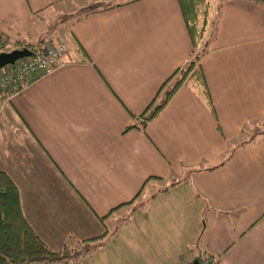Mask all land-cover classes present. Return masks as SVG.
<instances>
[{
  "label": "crops",
  "instance_id": "crops-1",
  "mask_svg": "<svg viewBox=\"0 0 264 264\" xmlns=\"http://www.w3.org/2000/svg\"><path fill=\"white\" fill-rule=\"evenodd\" d=\"M66 1L0 0V22ZM209 1L200 65L215 115L182 83L143 130L125 129L191 54L177 0L78 15L59 64L4 103L0 169L51 249L102 239L104 218L127 207L82 264H190L202 252L264 264V4Z\"/></svg>",
  "mask_w": 264,
  "mask_h": 264
},
{
  "label": "trees",
  "instance_id": "trees-1",
  "mask_svg": "<svg viewBox=\"0 0 264 264\" xmlns=\"http://www.w3.org/2000/svg\"><path fill=\"white\" fill-rule=\"evenodd\" d=\"M133 0H91L83 7L80 15L88 14L96 10L118 6ZM183 15L185 26L191 41V54L178 65L159 87L155 100L147 105L137 118L139 120L125 127H138L144 129L145 123L151 119L168 101L173 92L182 83L189 84L201 97L206 106L215 115L213 103L209 94L207 83L201 69L200 59L208 51L209 36H205L209 21V0H177ZM264 4V0H258ZM79 15V16H80ZM0 32V38L4 40ZM47 41V42H46ZM39 39L35 43L18 39L21 45L16 48H26L32 53L40 52L56 42ZM60 42V41H57ZM82 49V48H80ZM23 58V57H22ZM89 60V58H87ZM12 91L7 87L2 95ZM264 123V122H263ZM258 133L264 132V126ZM256 134H252V137ZM180 178L171 181L167 187L174 185ZM167 187L159 189L166 190ZM141 190L136 194L138 195ZM152 193L150 197L154 196ZM94 236L79 240V246L73 247L65 242L60 249H51L34 231L23 215L20 205L19 190L13 179L0 169V264H25L33 261L52 262L64 261L70 264H82L84 258L99 246L100 238ZM204 252L195 257L196 264H204ZM192 262H190L191 264Z\"/></svg>",
  "mask_w": 264,
  "mask_h": 264
},
{
  "label": "rangeland",
  "instance_id": "rangeland-1",
  "mask_svg": "<svg viewBox=\"0 0 264 264\" xmlns=\"http://www.w3.org/2000/svg\"><path fill=\"white\" fill-rule=\"evenodd\" d=\"M88 2H90V0H67L64 3L53 4L52 6L37 13L31 21L26 23H17L15 20L11 18L8 19L7 17V19L0 22L4 23V25L2 24L0 27V32L4 35V41L8 44L7 47H9V49L20 46L21 44L16 41L21 38L22 40L30 43H35L39 39L48 40L50 37L51 39L60 38L65 44L64 41L67 40L68 36L65 32L66 26L70 23V21L82 13L83 7L88 5ZM52 42L54 43V41ZM263 122L264 119L257 124L260 129L264 126ZM167 183L168 181L165 183L162 182L158 185L160 186ZM147 189L148 185L143 187L139 196L146 192ZM118 210L115 209L111 211L110 215L104 218L103 222L108 228V231L106 236L100 240H105L109 233L117 227V222L114 220L115 216L122 215L123 212L129 209L125 207V209H123L120 213H118ZM192 249H194V244L192 245Z\"/></svg>",
  "mask_w": 264,
  "mask_h": 264
},
{
  "label": "built area",
  "instance_id": "built-area-1",
  "mask_svg": "<svg viewBox=\"0 0 264 264\" xmlns=\"http://www.w3.org/2000/svg\"><path fill=\"white\" fill-rule=\"evenodd\" d=\"M8 44L0 38V52L9 51ZM64 43L56 42L46 49L16 59L0 67V112L6 100L16 91L27 85L33 79L49 72L59 64V57L64 51ZM10 87L12 91L2 95V91ZM204 264H217L216 258L207 252L203 254Z\"/></svg>",
  "mask_w": 264,
  "mask_h": 264
},
{
  "label": "water",
  "instance_id": "water-1",
  "mask_svg": "<svg viewBox=\"0 0 264 264\" xmlns=\"http://www.w3.org/2000/svg\"><path fill=\"white\" fill-rule=\"evenodd\" d=\"M30 51L26 48H13L9 51H1L0 52V67L13 63L16 59L25 57L30 55ZM191 264H196V260L194 259Z\"/></svg>",
  "mask_w": 264,
  "mask_h": 264
}]
</instances>
